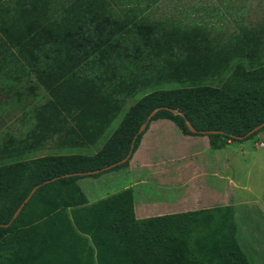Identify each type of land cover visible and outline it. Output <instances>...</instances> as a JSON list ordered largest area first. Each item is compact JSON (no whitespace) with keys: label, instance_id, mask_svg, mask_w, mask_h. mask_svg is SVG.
I'll return each mask as SVG.
<instances>
[{"label":"trees","instance_id":"trees-1","mask_svg":"<svg viewBox=\"0 0 264 264\" xmlns=\"http://www.w3.org/2000/svg\"><path fill=\"white\" fill-rule=\"evenodd\" d=\"M160 1L0 0V96L18 95L31 81L45 86L57 106L53 112L61 111V121L81 126L80 137L90 142L106 127L116 109L113 96L121 91L168 84L183 71L213 77L229 60L244 55L254 58L259 40L254 30L242 26L241 18L232 16L237 33H229L222 42L210 35L226 26L223 11L232 0H224L221 9L206 1L178 9L175 17L169 12L161 18L155 17ZM225 73L218 86L159 90L129 108L98 154L116 153L112 161L102 156V164H96L84 156L49 155L0 166V252L14 222L12 215L31 189L35 187L20 213L35 195L51 187H62L73 199L75 180L94 170L105 171L124 158L138 128L155 108L160 109L150 119L171 120L184 133L220 139L224 144L245 141L263 131L264 126L250 132L264 124V65L245 69L236 64ZM10 172L16 184L25 181V186L5 216ZM56 201L60 206L62 200ZM51 209L39 224L30 225L31 233L38 229L41 237L28 241L38 249L46 246L45 264H246L226 217H222V231L205 233L213 241L204 242L203 247L190 240L194 225L203 226L195 224L200 213L137 220L126 191L84 208L76 218L90 217L93 224H88V233L93 242L97 244L100 236L106 239L99 242L104 253L95 258L96 263L80 257L76 263L70 245L75 231L67 220L58 224L62 215L51 216ZM49 233L56 238L43 241Z\"/></svg>","mask_w":264,"mask_h":264},{"label":"rangeland","instance_id":"rangeland-1","mask_svg":"<svg viewBox=\"0 0 264 264\" xmlns=\"http://www.w3.org/2000/svg\"><path fill=\"white\" fill-rule=\"evenodd\" d=\"M206 1L220 9L224 5V0H161L157 4L155 17L161 18V15H167L169 12L175 17L178 9L187 10L192 4L202 6ZM225 5L228 8L223 11L228 18L226 26L222 30L211 31L210 35H214L217 41L222 42L229 33H237L232 16L236 17L235 19L241 18L242 26L254 30L259 40L258 48L254 53L251 51L254 58L244 55L229 60L225 62L224 70H220V75L213 77L197 72L184 74L183 71L180 72L178 80L168 84L156 86L143 84L121 91L113 96L116 109L106 127L90 142L80 137L81 126L69 120L61 121L63 113L53 112L54 107L57 106L50 89L31 81L18 95L0 96V150L5 149L4 152H0V166H9L49 155L84 156L92 158L96 164H102V156L109 157V155L104 151L102 156L98 155L99 151L104 148L127 110L141 99L150 97L159 90L174 91L205 85L218 86L224 79L225 72L236 64L245 69L264 65V0H232ZM125 80L130 81V78ZM56 116L58 120L55 119ZM227 143L224 144L220 139L213 140L207 136L184 133L171 120H148L138 133L129 158L124 163L109 167L105 171L76 179L73 184L75 186L73 199L66 196L62 187H51L50 190H43L35 195L24 211L18 212L14 217L11 231L5 236L4 246L0 252V264H45L44 259L49 253L45 250L44 243L42 249H38L34 242L28 243V241L41 237L38 229L31 233L30 225L39 224V220L46 217V211L50 207L52 209L49 214H53L51 216L62 215L58 224H65L67 220L75 231L70 239L71 254L76 255L73 258L78 260L80 257L82 261L91 259L96 263L95 258L104 253V246L99 245V242H105L106 239L103 240L100 236L99 240H96L97 244L93 242L88 233V224H93L90 217L88 220L76 218L84 213V208L125 191L128 192L131 202L132 215L137 220L189 212L200 213L199 220L195 224H203V226L194 225L190 240H194L195 243L200 242L199 245L204 244L201 245L203 247H206L204 242L213 241V238L205 237V233L213 229L217 232L222 231L225 226L221 224L222 217H226V225L232 226L235 233L234 243L244 256L246 264H264L262 244L264 238H260L262 245L254 246L255 249L247 240V230L251 224H259L264 229V215L257 207L234 201L232 207L209 208L200 202H195L201 193L198 186L202 173L201 165L205 162L204 152L207 149H220L213 148L214 146L223 148ZM233 147L234 145H231L229 149ZM116 155V153L111 155L109 160H114ZM225 176L227 179H232L229 171ZM238 183L240 186H247L246 181ZM8 184L9 205L5 216L23 194L25 181L16 184L15 176L10 172ZM240 194L246 196L245 191H240ZM59 199L62 203L56 206L58 202L56 200ZM229 202L230 200L227 203ZM98 224L104 223L98 222ZM62 237L63 232L60 234V238ZM55 238V235L49 233L42 240L50 241ZM35 257L38 258L34 259ZM78 262L79 260L76 263Z\"/></svg>","mask_w":264,"mask_h":264},{"label":"crops","instance_id":"crops-1","mask_svg":"<svg viewBox=\"0 0 264 264\" xmlns=\"http://www.w3.org/2000/svg\"><path fill=\"white\" fill-rule=\"evenodd\" d=\"M231 145L234 147L229 149ZM204 154L198 186L201 193L195 202L209 208L232 207L234 201L242 202L254 205L264 215V130L245 141L207 149ZM227 171L231 172L232 179L226 178ZM240 181H246L247 186H240ZM240 191H245L246 196L239 195ZM247 236L253 248L264 245V241L260 243L264 229L259 224H251Z\"/></svg>","mask_w":264,"mask_h":264},{"label":"water","instance_id":"water-1","mask_svg":"<svg viewBox=\"0 0 264 264\" xmlns=\"http://www.w3.org/2000/svg\"><path fill=\"white\" fill-rule=\"evenodd\" d=\"M159 109H160V108H155L154 110H152V111L148 114V116L146 117V121L149 120V119L151 118V116H152L156 111H158ZM168 110H169L170 112H172V113L175 112L174 110H171V109H168ZM184 124H185V126H186V128L188 129L189 132H191V133H194V132H195V130L190 126V124H189L187 121H184ZM144 125H145V123H142V124L140 125V127H139L138 130H137V134L142 130V128L144 127ZM263 126H264V124H259V125L255 126L250 132H251V133H252V132H255V131H257L258 129H260L261 127H263ZM211 133H214V132H211ZM133 140H134V138L131 140L130 148H129L127 154L125 155V157L122 158L121 160L117 161L116 163L112 164L110 167H112V166H114V165L122 164V163H124V162L129 158L130 153H131V148H132ZM107 168H109V167H105L104 169H107ZM97 172H98V170H94V171L88 172L87 174H93V173H97ZM34 189H35V187H34L33 189H31V191H30L29 194L26 196V198L23 200V202L17 207V209L15 210V212H14L13 215H12V218H14V217L16 216V214L19 212V210H20L22 204L25 203V202L28 200V198L30 197V195L32 194V192L34 191Z\"/></svg>","mask_w":264,"mask_h":264}]
</instances>
